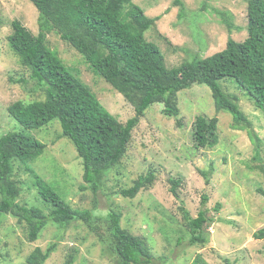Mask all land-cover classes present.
Returning <instances> with one entry per match:
<instances>
[{
    "label": "rangeland",
    "instance_id": "374dc122",
    "mask_svg": "<svg viewBox=\"0 0 264 264\" xmlns=\"http://www.w3.org/2000/svg\"><path fill=\"white\" fill-rule=\"evenodd\" d=\"M247 1L133 0V3L147 17H159L146 32V38L154 41L166 66L178 67L221 51L229 38L243 41L247 37ZM37 19L38 12L28 0H0V135L21 130L8 115L12 103L42 97L7 43L13 20H19L37 35ZM46 45L121 124L135 115L124 97L90 71L83 58L56 33L46 35ZM22 78L27 80L26 84L18 83ZM219 85L237 99L239 109L262 141L261 162L253 159L254 145L247 133L233 130L232 116L226 112L218 115L219 145L211 150H195L192 139L195 116L213 117L215 108L210 89L193 85L178 93V119L182 126H177L176 118L163 115L162 104L151 105L133 129L121 165L107 173L96 194L80 191L82 162L68 139L57 138L61 134L57 121L27 132L46 146L44 154L30 167L73 209L90 210L102 217L110 207L118 209L121 225L147 240L156 264H168L170 260L172 264H189L197 254L208 264H224V259L233 264H264V239L252 236L264 227V194L258 191L264 192V175L248 169L249 165L264 164V114L256 111L230 80L220 81ZM201 172L208 174V183ZM148 173L154 175L148 189L133 199L118 194ZM16 176V180L25 183L18 202L38 208L47 216L45 202L31 187L28 174L20 169ZM174 181L178 182L176 186ZM204 196L207 201L203 204ZM201 209L207 210L211 220L207 227L209 243L205 247H192L182 239L178 244L179 230L185 226L182 210L194 219ZM26 236L24 222L0 215V264H27L26 259L34 249L45 252L53 243L57 247L45 264H66L72 248L77 250L73 264H116L99 237L81 221L73 222L65 230L49 223L32 243Z\"/></svg>",
    "mask_w": 264,
    "mask_h": 264
},
{
    "label": "trees",
    "instance_id": "16d2710c",
    "mask_svg": "<svg viewBox=\"0 0 264 264\" xmlns=\"http://www.w3.org/2000/svg\"><path fill=\"white\" fill-rule=\"evenodd\" d=\"M28 1L38 12V34L33 35L19 20H13L7 43L43 99L18 100L8 107V115L21 130L0 135V215L24 222L26 239L31 243L49 223L65 230L73 222L81 221L99 237L115 257L116 264H156L147 240L121 225L118 209L110 207L103 217L90 210L73 209L36 174L30 164L44 154L46 146L29 137L27 132L57 121L61 128L57 138L68 139L82 162L80 191L96 194L107 173L121 165L132 131L146 110L153 104H162L163 115L176 118L177 126L181 127L178 93L201 85L211 91L215 114L209 118L195 116L192 126L195 150H211L219 145L218 115L226 112L232 116L231 128L247 133L254 145L253 159L261 162L262 141L239 109L237 99L226 94L219 82L230 80L253 108L264 114V0L247 1V37L243 41L229 38L221 51L191 63L183 62L178 67L166 66L154 41L146 38V32L155 26L159 17H147L133 0ZM182 14L183 10L180 17ZM51 32L75 50L90 71L124 97L135 112L131 119L121 124L47 47L46 35ZM18 83L26 84L27 80L22 78ZM20 169L28 174L31 187L44 200L47 216L38 208L18 202L25 184L15 178ZM248 169H256L264 175V164L249 165ZM201 174L208 183V174ZM153 179L151 173L140 176L130 188L120 189L118 194L133 199L140 191L148 189ZM172 183L176 186L178 182ZM258 191L264 194L261 189ZM206 201L204 196L202 203ZM182 213L186 227L178 231L181 235L177 243L184 239L192 247H205L209 243L207 227L211 223L207 210L201 209L194 219L185 210ZM252 236L256 240L264 239V227ZM56 247L53 243L45 252L34 249L26 263L45 264ZM75 252L77 250L72 248L66 264H73ZM223 262L233 264L228 259ZM172 263L170 260L168 264ZM189 264L208 263L197 254Z\"/></svg>",
    "mask_w": 264,
    "mask_h": 264
}]
</instances>
